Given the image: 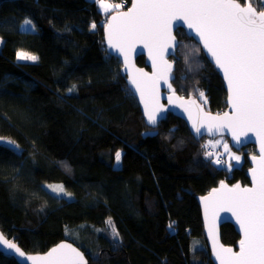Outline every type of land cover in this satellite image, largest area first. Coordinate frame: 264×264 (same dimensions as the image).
<instances>
[{"label":"trees","instance_id":"16d2710c","mask_svg":"<svg viewBox=\"0 0 264 264\" xmlns=\"http://www.w3.org/2000/svg\"><path fill=\"white\" fill-rule=\"evenodd\" d=\"M112 1L120 7L110 13L130 2ZM104 16L96 0H0V138L15 142H0V230L26 253L69 241L89 264H213L197 196L223 172L171 111L146 134L152 126L104 45ZM26 18L34 31L20 29ZM176 35L175 90L200 101L202 91L208 110H224L226 91L205 51L182 29ZM18 51L38 59L20 61ZM117 150L123 156L116 167ZM238 151L244 161L233 181L245 183L254 147ZM51 182L71 197L50 192L44 184ZM221 239L236 246L229 223ZM0 264L19 263L0 253Z\"/></svg>","mask_w":264,"mask_h":264},{"label":"snow or ice","instance_id":"6c2138e0","mask_svg":"<svg viewBox=\"0 0 264 264\" xmlns=\"http://www.w3.org/2000/svg\"><path fill=\"white\" fill-rule=\"evenodd\" d=\"M98 2L105 12L120 7L108 4L105 0ZM259 2L264 7V0ZM177 20L183 21L188 29L196 33L216 67L223 72L230 112L211 115L196 105L195 100L184 101L176 96L172 87L173 63L166 59V55L175 56V49L179 46V41L173 35V22ZM96 27L95 23L91 25L92 29ZM104 27L108 47L124 57L128 78L140 96L146 122L152 126L147 135L156 133V126L166 111L165 106L160 104L161 82L171 93L168 96L169 104L183 108L197 135L202 128H206L209 133L227 129L237 145L243 143L248 133L256 135L260 142V157L259 160L256 156L251 158L256 164L251 169L252 187L242 188L239 184L228 187L221 181L220 187L202 197L201 202L204 204L206 220L210 213L215 218L220 212H230L242 233L239 251H233L232 248L219 245L213 227L209 226L213 254L219 264H264V10L258 11L249 0L243 6L237 0H134L127 12L112 16ZM20 29L30 32L36 29V25L33 20L26 18ZM137 44H142L148 50L153 65L151 76L141 70H137L138 75L129 70V53ZM17 59L36 61L38 57L17 52ZM74 90L75 85L68 92ZM204 97V92L200 91L199 98L206 104ZM177 101L180 103L177 104ZM190 105L197 109L195 117ZM175 131L171 129L170 134ZM7 143L15 144L14 141ZM15 147L18 149L19 145ZM224 149L231 159L240 162L241 157L233 155L227 143ZM122 156L121 150L115 152L117 165ZM215 163L220 164L221 161L217 159ZM49 187L57 195H70L62 185ZM106 223L111 226L113 244H119L120 234L111 218ZM168 229L173 231V224L170 223ZM0 245L13 250L20 257L25 256L3 234H0ZM26 259L32 264H87L81 252L64 243L53 247L45 255L27 256Z\"/></svg>","mask_w":264,"mask_h":264},{"label":"water","instance_id":"95a60500","mask_svg":"<svg viewBox=\"0 0 264 264\" xmlns=\"http://www.w3.org/2000/svg\"><path fill=\"white\" fill-rule=\"evenodd\" d=\"M133 3H134V0H130L129 6L127 8L122 9V10H118V11H114V12L110 13L111 15L107 19V22L111 19L112 16H115L118 13L127 12L128 9H130L132 7ZM241 5L243 6L244 4H241ZM179 28L184 29V31L186 32V34L188 36L192 37L196 42H198L201 45L202 49L205 51V53L207 55L208 60L211 62V64L215 67V69L219 73V75H220V77H221V79L223 81L224 89L226 91V104H227V108L225 109V111H223L221 113L208 112V111H206L204 109V107L201 105L200 101L197 98H195V97L182 96V95H180L173 88L175 90L176 96L181 97L184 101H188L190 99L191 100H195L196 101V105H199L200 108H202L204 112L209 113L211 115H217V114H223L224 112H230V108H229V105H228V88H227V82L224 79L223 72L216 67L215 61L212 59V57L210 56V54L207 53V51L203 48V45L200 42L199 37L196 35V33L194 31L188 29L187 28V25L184 24L183 21L177 20V21H174L173 22V35L176 36L175 35V31L177 29H179ZM103 38H104V44H105V47L107 49V52H109L110 54L114 55L115 57H117L120 60V62H121V72H122L123 75L126 76V82L128 84V87L131 90L132 94L135 96L136 101H137V104H138V106H139V108L141 110V113H142L144 119L146 120V117L144 116V106H143V104L140 101V96L136 92L135 87L131 84V82H130V80L128 78V71L125 70L124 57L118 51L113 50V49H110L108 47L107 34H106V31H105V28L103 30ZM176 39H177V37H176ZM177 41H178V39H177ZM176 49H175V53H176ZM139 56H143L144 57V59H145V65L144 66H141V65L137 64L136 59ZM171 57H173V55H171V54L166 55V59H168L170 63H173V70H174V62L171 59ZM129 59H130V69L129 70L133 74L138 75L137 70H141L142 72L147 73L149 76L152 75V73H153L152 60L149 58L148 50L146 48H144L142 44H137L135 46L134 50H132L129 53ZM169 95H171L169 89L163 84V82H161V85H160V104L164 105L165 106V109H166V111L162 114L163 118L165 117V114H166L167 110H171L174 113V115H176L177 117L183 119L186 122V124H187V126H188V128H189V130L191 132V134L194 137L200 138V137H202L204 135L214 136V137L215 136L225 135V136L229 137L230 142H231V145L234 148H239V147H242V146H245V145H248V144H252V145L255 146L256 154L255 155H250L248 157L249 163L251 165V167L247 170V176H248V178L250 180L249 185L242 186L239 182L234 184V185L239 184L242 188L243 187H252L251 169L253 167H256V164L252 161L251 158H252V156H256L257 159L259 160V157H260V142L257 139L256 135L254 133H251V132L248 133V136L245 137V138H243V143H241L239 145H237L236 142L232 139V136L227 131V129L223 130V132H212V133H209L206 128H202L201 133L199 135H197L193 131V129H192V121H190L188 119V114L186 112H184L183 108L177 107L176 104H169V101H168V96ZM179 103H180V101H177V104H179ZM190 107L192 109L193 116L195 117L196 116L197 109H196L195 106H191L190 105ZM220 183H219V185L217 187L211 188L208 193H206V194H204L202 196H198L197 197V202H198L199 209H200V212H201V218H202V224H203V231H204L205 241H206L207 247H208V249L210 251L211 260L213 261V264H219V262L215 259V256L213 254L212 238L209 236V231H208L209 226H212L213 227L214 233L218 237V243H219V245H222L225 248H232L233 251H239V241L242 238V233L240 232L239 225L236 223L235 217H233L230 212H220L219 215L216 216L215 218H213L212 215H211V213H210L208 220L205 219L204 204L201 202V198L208 196L212 192L213 189H218L220 187ZM224 183L227 184L226 182H224ZM232 186L231 185H228V187H232ZM224 223H230V224H232L234 226L236 232L239 234L240 239H239L238 243L236 244V246L224 244L222 242V240H221V233H220V227ZM0 234H3L1 230H0ZM3 236H4L5 239L9 240L4 234H3ZM9 241L15 243L12 240H9ZM62 243L69 244L73 248H76L77 251L81 252L84 255V258L87 261V264H89V260H88L87 256L84 254L83 250L80 247H78V246L74 245L73 243H71L69 241H66V240H62V241L54 244L52 247H50L48 250L44 251L43 253L42 252H40V253H26V252H24L22 250V248H20V246L17 243H15L21 249V251H23L25 253V256L24 257H20L13 250L6 249L3 245H0V252L3 255H5V256L13 257L16 260V262L19 263V264H32L31 261H28L26 259L27 256H41V255H45L53 247H56L57 245L62 244Z\"/></svg>","mask_w":264,"mask_h":264},{"label":"bare ground","instance_id":"6f19581e","mask_svg":"<svg viewBox=\"0 0 264 264\" xmlns=\"http://www.w3.org/2000/svg\"><path fill=\"white\" fill-rule=\"evenodd\" d=\"M238 2H240L241 4H245L246 2H241V1H239V0H237ZM257 1V0H256ZM259 1V0H258ZM249 2H251V1H249ZM130 3V2H129ZM260 3V2H259ZM122 6H126V7H124L123 9H125V8H127L128 6H129V4H127L126 2L124 3V4H122ZM252 6L254 7V8H257L253 3H252ZM257 10L258 11H261V10H264V7H260V8H257ZM111 14H105V16H104V19L105 20H107L108 18H109V16H110ZM179 29H182V28H179ZM179 29H177L176 31H175V35H176V32L179 30ZM183 31H184V29H182ZM184 33L186 34V32L184 31ZM187 35V34H186ZM188 36V35H187ZM176 37H177V35H176ZM188 37H190V36H188ZM192 38V37H191ZM177 39H178V41H179V38L177 37ZM193 39V38H192ZM198 43V42H197ZM199 44V43H198ZM105 45V44H104ZM200 45V44H199ZM201 46V45H200ZM178 48V47H177ZM107 50V49H106ZM109 53V52H108ZM112 55V54H111ZM114 56V55H113ZM117 58V57H116ZM219 74V73H218ZM125 76V75H124ZM220 76V75H219ZM126 77V76H125ZM173 79H174V74H173ZM172 82V81H171ZM222 83H223V81H222ZM172 86H173V83H172ZM223 87H224V85H223ZM173 88H174V86H173ZM175 89V88H174ZM131 91V90H130ZM178 92V91H177ZM132 93V92H131ZM179 93V92H178ZM180 94V93H179ZM180 95H182V96H185V95H183V94H180ZM134 96V95H133ZM135 97V96H134ZM186 97H194V96H186ZM196 98V97H195ZM136 99V98H135ZM198 99V98H197ZM199 100V99H198ZM200 101V100H199ZM200 103H201V105L204 107V109L206 110V111H208V112H212V111H210V110H208V106H207V104H205V103H203V101L201 100L200 101ZM225 104H226V97H225ZM227 108V104H226V107H225V109ZM140 109V108H139ZM225 109L224 110H222V111H219V112H212V113H221V112H223V111H225ZM168 111H171V110H167V112ZM140 112H141V110H140ZM166 112V113H167ZM172 112V111H171ZM173 113V112H172ZM142 114V113H141ZM174 114V113H173ZM143 116V115H142ZM165 116H166V114H165ZM176 116V115H175ZM177 117V116H176ZM144 118V117H143ZM179 118V117H178ZM164 119V118H163ZM181 119V118H180ZM145 120V119H144ZM183 120V119H182ZM184 121V120H183ZM145 122H146V120H145ZM185 122V121H184ZM147 123V122H146ZM185 124H186V122H185ZM186 126H187V124H186ZM187 128H188V126H187ZM188 130H189V128H188ZM189 132H190V130H189ZM191 133V132H190ZM223 138H219V136H207V135H204V136H202V137H200V138H198V137H195V138H197V139H202L201 141H202V143H203V145H204V151H205V155H206V157H208V158H210V159H212V162L214 163V166H215V168L216 169H218V170H221L222 172H223V176H222V178L220 179V181H218V183L216 184V185H214L213 187H217L218 185H219V183L221 182V181H223V182H226L228 185H234L235 183H240L242 186H245V185H249V183H250V180H249V178H248V176H247V170L251 167V165H250V163H249V159H248V157L250 156V155H255L256 154V150H255V146L254 145H252V144H248V145H251V146H253L254 147V152L253 153H250V154H248L247 155V158H246V160H247V162H248V166H247V168H246V170H245V175H246V182L245 183H243V182H241V181H233V168H235V167H239L241 164H239V165H236V166H233V167H229L228 165H227V152H225V149H224V144L225 143H227L228 144V146H229V149L230 150H234V151H236V152H239L238 150L239 149H242V148H244V147H246V146H248V145H245V146H242V147H239V148H234L232 145H231V142H230V139H229V137H227V136H225V135H221ZM219 150H221V153L220 154H218V151ZM217 159H219L220 161H221V163L220 164H217V163H215V161L217 160ZM244 160H242V162H243ZM241 162V163H242ZM213 187H211V188H213ZM210 188V189H211ZM209 189V190H210ZM209 190L206 192V193H208L209 192ZM206 193H204V194H206ZM204 194H202V195H204ZM202 195H198V196H202ZM197 196V197H198ZM200 215H201V212H200ZM201 220H202V218H201ZM230 224V223H229ZM230 225H232V224H230ZM233 226V225H232ZM221 227H222V225H221ZM221 227H220V233H221ZM233 228H234V226H233ZM234 230H235V228H234ZM235 232H236V230H235ZM237 233V232H236ZM203 234H204V231H203ZM238 234V233H237ZM239 239H240V236H239V234H238V241H239ZM204 240H205V236H204ZM222 240V239H221ZM238 241H237V243H238ZM223 242V241H222ZM224 243V242H223ZM224 244H226V243H224ZM205 245H206V248H207V250H208V252H209V254H210V251H209V249H208V247H207V244H206V241H205ZM210 258H211V254H210Z\"/></svg>","mask_w":264,"mask_h":264},{"label":"rangeland","instance_id":"374dc122","mask_svg":"<svg viewBox=\"0 0 264 264\" xmlns=\"http://www.w3.org/2000/svg\"><path fill=\"white\" fill-rule=\"evenodd\" d=\"M97 1V4H98V7H99V9L104 13V14H108V13H110L113 9H115V8H110L107 12H105L103 9H101L100 8V6H99V2H98V0H96ZM105 2L106 3H108V4H111V5H118L117 3H115V2H113L112 0H105ZM122 10V9H121ZM100 24L102 25V31L104 30V26L107 24V20H105V19H100ZM103 40H104V38H103ZM2 43H3V40H2V38L0 37V48H1V46H2ZM18 52H21V51H18ZM140 57V56H139ZM143 57V56H142ZM138 58V57H137ZM21 61V60H20ZM136 62H137V59H136ZM138 64V63H137ZM144 65H145V59H144ZM144 65H141V66H144ZM219 138L221 139V138H223L222 136H219ZM7 141H11V140H9V139H6V138H3L2 140H0V142H2V143H5V144H8L7 143ZM10 145V144H9ZM13 146V145H12ZM231 152H232V154L233 155H238V156H240L241 157V160H240V162L239 163H237L235 160H233V159H231L230 157H229V154H227V165L229 166V165H231V167H233V166H236V165H239V164H241V162H242V160H243V156L240 154V153H238V152H236V151H234V150H231ZM120 165V164H119ZM119 165H117L116 164V161H115V166L117 167V166H119ZM50 185H62L63 187H64V185L62 184V183H59V182H51V183H46V184H44V186L50 191V192H52L51 191V188L49 187ZM64 189H65V187H64ZM65 192H67V193H69L70 194V192L69 191H67L66 189H65ZM53 194H56V193H54V192H52ZM60 196H65L66 198L68 197H71V195H64V194H60ZM1 253V252H0ZM43 253V252H42Z\"/></svg>","mask_w":264,"mask_h":264}]
</instances>
